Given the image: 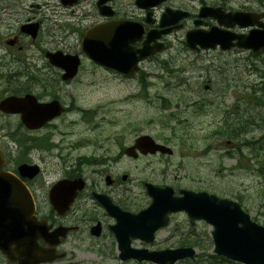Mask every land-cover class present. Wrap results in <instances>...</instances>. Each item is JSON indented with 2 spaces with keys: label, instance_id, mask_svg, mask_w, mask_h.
<instances>
[{
  "label": "rangeland",
  "instance_id": "rangeland-1",
  "mask_svg": "<svg viewBox=\"0 0 264 264\" xmlns=\"http://www.w3.org/2000/svg\"><path fill=\"white\" fill-rule=\"evenodd\" d=\"M34 2L41 6L42 18L69 19L58 0ZM212 3L232 10H264V0L172 2L169 7L184 9L191 17L171 36L172 46L162 60L143 65L132 78H123L84 60L75 80L63 83L59 75L55 76L53 98L65 104L66 115L40 132L17 131L14 139L20 143L24 140L23 146L2 136L9 171L22 163L40 167L41 176L35 187L42 207L49 206L47 190L66 176L70 159L87 156L100 161L94 160L97 164L83 167L89 185L85 195H89L95 185L118 204L138 211L150 204L142 187L147 181L172 187L175 193L181 189L205 192L236 202L252 222L264 227V51L253 55L242 50L215 49L196 54L183 46L181 41L186 31L193 27L192 17L202 4ZM84 4L80 6L83 11L77 13L91 17L88 15L93 13V3ZM161 11H156L157 16ZM162 103L169 107L162 109ZM169 115H173L171 121ZM237 117L241 118L240 122L231 121ZM223 122L239 136L241 147L228 141L233 143L230 145L224 136L213 139L207 135V131ZM249 124H254L252 130L244 131ZM17 125V119L0 118L4 131L16 130ZM169 125L177 127L176 135H182L187 146L178 147L175 136L168 143L172 134L166 127ZM140 135H148L170 147L173 155L138 156L135 160L119 156ZM106 171L112 177L125 175L127 178L116 189H108L101 178ZM211 231L212 227L204 222L190 226L187 216L178 213L171 216L168 227L156 234L152 244L132 241V247L156 251L175 249L195 239L202 246L195 248L196 258L178 264H207L217 258L212 254ZM104 242L103 249L90 251V241L84 236L73 237L71 257L57 264H136L120 262L114 240L113 245ZM218 261L233 264L223 258Z\"/></svg>",
  "mask_w": 264,
  "mask_h": 264
},
{
  "label": "water",
  "instance_id": "water-1",
  "mask_svg": "<svg viewBox=\"0 0 264 264\" xmlns=\"http://www.w3.org/2000/svg\"><path fill=\"white\" fill-rule=\"evenodd\" d=\"M159 1L162 0H138L137 3L141 7H151ZM105 13L111 15V12ZM174 14L176 15L170 20H167L166 13L163 14L160 25L167 26L178 21L181 13ZM200 16L211 17L217 20L218 25L227 29L234 25L245 28L255 24L262 27V30H254L248 35H235L218 27H213L206 32L200 29L193 30L186 34V45L189 48L198 50V46L200 49L207 50L220 46L221 50H229L236 47L251 50L254 53L264 50V25L258 23L259 16L240 12L226 14L221 9L206 8L202 9ZM196 23V25L201 24ZM121 27L122 29L117 32L116 23L99 28L104 32L95 36L93 41L85 36L82 47L95 63L131 75L135 72V63L150 55L142 54L134 58L132 54L118 52L119 46L128 34V31L124 29L125 26ZM130 36H133V32ZM49 59L53 65L64 71V80L75 75L79 64L76 56L58 52ZM0 109L11 114L19 113L21 122L28 129H38L62 112L56 101L49 104H37L35 98L30 95L25 98H7L0 103ZM136 150L142 155L156 152L172 154L169 148L156 144L149 136L137 138L133 146L127 148L124 153L128 157L136 158ZM5 162V155L0 149V251L9 262H17V264L51 263L59 258L54 252V247L60 242L56 238L63 239L69 229L58 228L54 233L47 234L48 228L45 222L37 223L35 220L34 204L26 187L12 174L2 170ZM18 172L23 177H33L38 169L36 166L23 164L18 167ZM106 182L110 184L108 177ZM83 186L84 183L80 179L63 180L54 185L50 190L49 199L55 211L63 214L76 192ZM144 188L151 199V204L137 214L122 212L113 206L106 196L93 194L108 214L116 217V226L111 230L117 241L120 260L134 259L139 263L148 261L153 264H175L177 261L193 257L195 250L192 248L153 252L131 248V239L151 243L154 241L155 232L168 224V215L185 212L191 224L202 220L212 226L210 235L215 255L241 264H264V228L252 223L248 215L242 212L239 204L218 199L204 192L180 190V196L174 197L170 187L159 188L145 183ZM92 234L95 236L99 234L98 226L92 229ZM35 236L42 238L48 247H39Z\"/></svg>",
  "mask_w": 264,
  "mask_h": 264
},
{
  "label": "flooded vegetation",
  "instance_id": "flooded-vegetation-1",
  "mask_svg": "<svg viewBox=\"0 0 264 264\" xmlns=\"http://www.w3.org/2000/svg\"><path fill=\"white\" fill-rule=\"evenodd\" d=\"M179 1L181 0H163L155 7H140L137 5V0H108L106 2V7H109L113 12V15L106 18L101 15V10L97 7V0H77L74 4L63 8V10L67 12L69 19L62 21L57 18L50 20L49 18H42L41 6L35 3L34 0H0V100L7 96L21 97L28 94H32L37 102L41 104L56 100L53 98L52 89H54L53 87L55 85V76L59 75V77H61V71L49 63L47 58L49 53L61 50V52L65 54L77 55L80 59L79 72L83 66L84 60L95 65L82 53L81 39L83 35L94 26L110 21H116V24L124 22L137 24L138 27L142 29L140 38L134 39V43H130L128 46L134 51L141 50L148 42L147 35L150 31L162 30V28L159 27L158 22L165 9L168 8L174 11L180 10L185 13L180 20V25L182 27L183 22L191 17L190 13L184 9L169 7L170 3H178ZM83 2L86 3L84 6H87L89 2L93 3V13L88 15L91 17H86L83 13H77L78 10L80 12L83 11V8L80 7ZM202 7L221 8L225 12L232 11V9L219 3L208 5L202 4L198 9L197 14L192 17V26L196 21L201 20L199 16ZM160 9H162V11L157 16L156 11ZM212 21L213 20L210 18L202 19V22L207 25L204 27L205 30L215 26ZM34 24L37 25V33L32 35V33L26 31L25 26ZM129 28H131L136 34V27H128L127 29ZM31 29L32 28H30V30ZM233 32L239 34L246 33L247 30L234 28ZM172 35L161 36L158 40L149 41L147 43L148 47H152L155 42L157 45H161L164 50L161 53L140 62V71L142 70L141 67H143V65L151 62H159L165 57L166 53L172 46L170 40ZM181 44L184 46V42L181 41ZM202 53H206V51L196 52V54ZM59 102L64 108L63 114L66 115L68 108H66L61 100H59ZM85 114L88 115L89 113ZM0 118L20 119L18 115H6L2 112H0ZM50 124L51 123L46 124L42 129L34 132L28 131L22 126H18L16 130L13 131L10 129L4 131V129L0 127V143L2 136L9 138L10 136H14L17 131L20 132L19 130H23L26 133H36L45 130ZM89 159L93 158L77 156L70 159L68 167L69 171L66 174V178L69 177L74 179L82 177L87 182L84 177L83 167L86 166ZM112 162H116V156L112 159ZM6 169H8V163ZM10 172L16 174V170H11ZM40 176L41 170L39 175L34 179H23V182L33 197L37 219H44L52 228L51 230L58 226L78 228L77 231L68 234V237L58 247L59 253L65 252L66 254L64 253L65 257L57 261L55 264L65 263L66 260L71 257V254L69 253L70 243L73 237H78L79 235L84 236V239L90 241V246H88V250L90 251L103 249L105 246L104 241H108V243L113 245L112 242L114 237L110 228L116 221L107 215L104 209L92 196V192L96 191L106 194L112 199L106 192L98 190L97 186L94 185L90 188L89 195H85V192L89 187L88 183H86V189L77 195L69 211L63 216H58L52 211L50 206H45L44 208L39 204L40 195H38L35 182ZM106 177H110L109 185L106 184ZM101 178L105 188H112L113 190L116 189V187H119L122 182V177H112L107 171L104 175H101ZM101 178L99 176V185L101 184ZM112 202L115 206L121 208V205L118 204L116 200L112 199ZM95 225H99L100 228V234L98 237H92L90 235V230ZM77 240L81 241L80 238H77ZM38 243L40 245L42 244L41 241ZM0 264H8L2 255H0Z\"/></svg>",
  "mask_w": 264,
  "mask_h": 264
},
{
  "label": "trees",
  "instance_id": "trees-1",
  "mask_svg": "<svg viewBox=\"0 0 264 264\" xmlns=\"http://www.w3.org/2000/svg\"><path fill=\"white\" fill-rule=\"evenodd\" d=\"M257 104V102H255ZM263 105V109H264V103H262ZM241 118L237 117L236 120H231L233 122H240L241 120H239ZM254 126V124H249L247 125V127L244 129V131H251L252 130V127ZM224 127H227L225 128L223 131L222 129ZM255 130V129H253ZM216 133L218 134V136L222 137L224 136V138L226 140H230L231 142L235 143L237 145V148L241 147V143H240V139H239V136L236 135V134H233L232 130L230 129L229 127V124H227L226 122H223L216 130ZM209 242V245H210V241ZM182 244H185L186 246H193V247H196V248H201L202 246L200 245L199 242H197L195 239L191 240V241H188L187 243H182ZM185 245H181V246H185ZM219 258H213L211 261L207 262V264H221L222 261H218ZM205 263V262H203Z\"/></svg>",
  "mask_w": 264,
  "mask_h": 264
}]
</instances>
